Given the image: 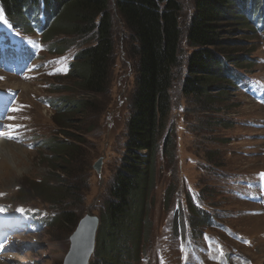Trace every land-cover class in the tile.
<instances>
[{
	"label": "rangeland",
	"instance_id": "obj_1",
	"mask_svg": "<svg viewBox=\"0 0 264 264\" xmlns=\"http://www.w3.org/2000/svg\"><path fill=\"white\" fill-rule=\"evenodd\" d=\"M193 3L179 0L181 71L172 83L168 120L175 159L170 167L157 171L149 214L151 238L143 241L139 261L131 264H264V212L251 203L263 193L259 181H264L260 176L264 173V19L258 26L248 23L250 28L243 30L222 29L233 50L242 49L248 56L234 66L237 82L218 90L221 96L213 108L181 92ZM256 5L254 0L238 2L239 9ZM108 12L113 55L107 91L91 97L93 109L80 116V123L72 122L62 130L52 119L50 99L62 98L72 88L66 77L79 47L70 43L61 54L50 53L52 41L71 42L73 36L59 33L46 39L41 25L10 20L0 5V58H8L5 63L0 60V225L13 217L20 225L0 229V264H64L78 221L86 214L99 217L109 199L108 189L124 152L137 61L115 0H108ZM24 49L32 53L31 58L13 56ZM254 84L263 89L259 98L256 92L248 95ZM218 91L211 94L216 96ZM72 96L83 98L78 92ZM253 98L261 99L262 105ZM63 131L78 140H70L77 147L76 162L64 166L69 172L61 178L76 188L79 202L73 204L71 197L62 205L73 213L74 223L53 225L51 219L59 211L38 197L37 185L52 172L46 141L64 140ZM212 156L222 160L220 166L208 160ZM98 159L102 160L100 174L93 169ZM170 186L171 193L166 194ZM191 198L219 229L191 225V212L186 211ZM29 214L39 221L37 232L35 225L28 227Z\"/></svg>",
	"mask_w": 264,
	"mask_h": 264
},
{
	"label": "trees",
	"instance_id": "obj_2",
	"mask_svg": "<svg viewBox=\"0 0 264 264\" xmlns=\"http://www.w3.org/2000/svg\"><path fill=\"white\" fill-rule=\"evenodd\" d=\"M245 1L194 0V13L186 30L190 51L185 59L186 75L181 88L185 97L214 108L221 96L219 91L233 84V68L240 66L246 60L243 55L247 54L242 49L235 52L221 31L228 26L235 31L250 28L246 13L255 24L264 19V0H254L257 4L254 8L239 9L238 2ZM0 4L7 18L18 23L22 20L26 23L30 16L36 18L43 7L46 39L59 33L73 36L71 42L52 41L49 46L50 53L58 54L70 43L79 47L66 77L72 88H67L68 94L62 98H51L49 107L54 123L62 130H67L72 122L80 123V116L93 109L91 97L104 94L110 81L113 41L108 0H0ZM115 7L134 43L135 88L126 124L124 152L108 189L109 199L99 214L94 259L90 264L139 261L143 241L151 238L149 214L158 170L167 169L175 159L174 132L168 128V120L172 83L181 71L179 0H115ZM73 87L77 91L72 90ZM214 89L219 90L216 96L211 94ZM73 92L80 93L83 98H74ZM60 134L64 140L46 141L49 153L46 160L52 172L37 185L41 189L38 197H44L45 203L59 211L51 219L53 225L74 223L75 216L67 210V205H62L71 197L75 198L73 204L79 202L76 188L69 187L61 178V174L69 172L64 166L70 167L76 162L77 147L70 144V140L77 138L64 131ZM212 157L208 160L215 167L220 166L222 160ZM171 190L170 186L166 194ZM189 205L191 225L195 229L209 227V215Z\"/></svg>",
	"mask_w": 264,
	"mask_h": 264
},
{
	"label": "water",
	"instance_id": "obj_3",
	"mask_svg": "<svg viewBox=\"0 0 264 264\" xmlns=\"http://www.w3.org/2000/svg\"><path fill=\"white\" fill-rule=\"evenodd\" d=\"M102 160L98 159L93 169L100 174ZM100 225V218L86 214L82 217L71 234L69 251L64 258V264H89L96 246V236Z\"/></svg>",
	"mask_w": 264,
	"mask_h": 264
},
{
	"label": "snow or ice",
	"instance_id": "obj_4",
	"mask_svg": "<svg viewBox=\"0 0 264 264\" xmlns=\"http://www.w3.org/2000/svg\"><path fill=\"white\" fill-rule=\"evenodd\" d=\"M3 18L0 17V20H2ZM12 111H19V109H12ZM9 119H13V117H9ZM9 139H13L14 137L13 136H9L8 137ZM261 178H264V173H261L260 174Z\"/></svg>",
	"mask_w": 264,
	"mask_h": 264
},
{
	"label": "bare ground",
	"instance_id": "obj_5",
	"mask_svg": "<svg viewBox=\"0 0 264 264\" xmlns=\"http://www.w3.org/2000/svg\"><path fill=\"white\" fill-rule=\"evenodd\" d=\"M81 41V40H80ZM87 42H88V40H86ZM251 66H252V64H251ZM247 69V68H246ZM186 71V70H185ZM186 75V74H185ZM181 81V80H180ZM173 85V84H172ZM165 142V141H164ZM166 148V147H165ZM162 150H164V149H162ZM163 152V151H162ZM167 153H170V152H168L167 151ZM170 155H171V153H170ZM166 156H169V154L168 155H166Z\"/></svg>",
	"mask_w": 264,
	"mask_h": 264
}]
</instances>
